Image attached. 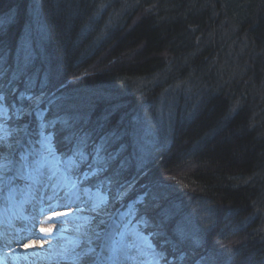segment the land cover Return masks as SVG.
Instances as JSON below:
<instances>
[{
	"label": "trees",
	"instance_id": "obj_1",
	"mask_svg": "<svg viewBox=\"0 0 264 264\" xmlns=\"http://www.w3.org/2000/svg\"><path fill=\"white\" fill-rule=\"evenodd\" d=\"M0 73L89 153L115 134V205L168 264H264V0H0Z\"/></svg>",
	"mask_w": 264,
	"mask_h": 264
},
{
	"label": "rangeland",
	"instance_id": "obj_2",
	"mask_svg": "<svg viewBox=\"0 0 264 264\" xmlns=\"http://www.w3.org/2000/svg\"><path fill=\"white\" fill-rule=\"evenodd\" d=\"M46 93L29 97L28 101L24 102H14L9 97L4 102L5 113L3 120L0 121L6 130L13 133L18 125L25 123L30 124L31 127H36L38 124L37 114L39 117H42L43 114L40 106ZM18 108L25 109L29 114L23 115L17 120L14 114ZM9 140L11 142V137ZM53 146L55 148V143ZM30 147L47 157L48 162L43 169L44 175L40 177L42 184H36L34 188L29 189L25 188V185L32 183L31 181L17 180L14 185L9 187L19 185L24 189L23 192H10L9 188L0 191V226H2L0 252L4 253L3 256L0 255V264H76L72 259L74 242L77 240L80 242L79 247L75 248V252L87 247L88 236H91L92 229L96 227L100 217L96 213L77 210L80 207H91V201L88 205L77 202L72 206L57 207L55 211H50L49 205H55L57 200L61 204L67 203L61 199L65 192L59 186L65 181L57 172L55 161L48 156L40 144L37 143ZM85 168L86 165H81L80 172H84ZM53 173L56 175L49 181L48 177ZM103 175L109 176L107 172ZM86 183L87 185H94L95 180ZM44 185L48 186L45 187ZM114 193L111 185H109L105 195L108 200L106 211L110 214V218L108 216L104 218L111 234L109 245L114 247L116 251L105 253V255H112L115 258L104 261V264H149L152 257L141 254V250L146 252L144 241H151L155 252L159 253L158 249L155 248L153 237H151V233L146 231L145 221L137 215L138 208L130 205L124 212L119 211L118 205H115ZM99 195L100 193L93 187L88 195L81 193V198L87 200L91 197V200L94 201ZM51 197H55V199H50ZM89 216L93 218L91 224L77 231V226L84 223L82 218ZM104 227L105 225H100V229ZM137 231L142 233L144 237V241H136L141 249L131 248L129 250L126 247L122 249V245L129 244L133 237L125 235L122 239L121 234ZM125 255L135 257V259H124ZM159 260L160 264H168L163 255L159 257Z\"/></svg>",
	"mask_w": 264,
	"mask_h": 264
},
{
	"label": "snow or ice",
	"instance_id": "obj_3",
	"mask_svg": "<svg viewBox=\"0 0 264 264\" xmlns=\"http://www.w3.org/2000/svg\"><path fill=\"white\" fill-rule=\"evenodd\" d=\"M0 75H2V73H0ZM15 79H18L17 74L13 75V80ZM8 87L9 86L0 84V121L3 120L5 113L4 102L8 99ZM17 99L21 101L24 100V93H20ZM26 114L29 113L25 109L18 108L14 115L16 119L19 120ZM37 119L38 124L36 127H31L30 124L25 123L23 125H18L13 130V133H9L4 124L0 122V191L4 188H9L10 192H23L24 189L19 185L9 187L14 185L17 180L31 181L32 183L25 185V188L29 189L34 188L36 184H42L40 177L44 175L43 169L47 165L48 158L30 147L37 143L40 144L41 148L48 153V156L52 157L55 161L57 172L61 174L65 181L64 184L59 186L61 190L65 192L64 197L61 199L67 201V203L61 204L60 201L57 200L55 205H49V210L55 211L57 207H69L77 202L88 205L91 201V207H80L77 210L96 213V215L100 217L96 227L92 229L91 236H88L86 241L87 247H84L79 252H75V248L79 247L80 242L79 240L74 242V255L72 259L76 264H80V262H83V264H104V261L114 259L115 257L112 255H105L106 252H115L116 249L109 245L111 234L108 231L109 226L104 218L105 216L110 218V214L106 211L108 200L105 192L113 181L112 177L104 176L103 174L107 172L109 163L116 160L124 146L121 145V148L116 152L105 155L106 147L111 141L112 136L115 135L113 133L112 136L101 137L100 142L94 144L91 153H89L87 151L89 135H81L68 120L44 121L38 114ZM57 124H59L58 130ZM61 133L64 134L62 136V142L70 145V148L69 153L58 155L53 145L56 135ZM10 137L11 142L9 140ZM61 165L63 166L61 167ZM81 165H86L85 171L82 173L80 172ZM9 173L11 174L9 175ZM54 175H56V173L48 177L49 181L52 180ZM92 180H95V184L87 185L86 182ZM44 186L47 187L48 185ZM93 187L100 193L99 197L94 201L91 200V197L87 200H83L81 198V193L88 195ZM50 199H55V197H51ZM82 219L84 223L77 226V231H80L86 225H90L93 218L89 216L83 217ZM100 225H105V227L100 229ZM125 235H131L133 240L127 245H122V249L125 247L129 250L131 248L141 249V246L137 244L136 241H144L142 233L139 231L129 232L127 234L122 233V239ZM93 244H95V246H93ZM144 244L147 251L141 250V254L152 257L149 264H160L159 257H161L162 254L155 252L151 241H144ZM123 258L135 259V257L128 255H125ZM178 259L183 261L184 256L182 255ZM207 259V257H201L196 264H201L202 261Z\"/></svg>",
	"mask_w": 264,
	"mask_h": 264
},
{
	"label": "bare ground",
	"instance_id": "obj_4",
	"mask_svg": "<svg viewBox=\"0 0 264 264\" xmlns=\"http://www.w3.org/2000/svg\"><path fill=\"white\" fill-rule=\"evenodd\" d=\"M2 231V226H0V232ZM4 253L0 252V255L3 256Z\"/></svg>",
	"mask_w": 264,
	"mask_h": 264
}]
</instances>
